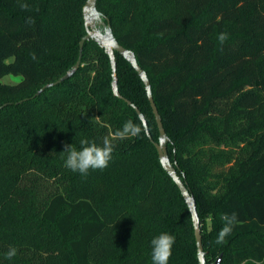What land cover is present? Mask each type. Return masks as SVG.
Returning a JSON list of instances; mask_svg holds the SVG:
<instances>
[{"label":"trees","instance_id":"1","mask_svg":"<svg viewBox=\"0 0 264 264\" xmlns=\"http://www.w3.org/2000/svg\"><path fill=\"white\" fill-rule=\"evenodd\" d=\"M87 0H0V264H152L151 240L175 236L169 264H200L192 215L163 168L145 84L116 52L86 42ZM118 42L150 79L168 153L194 196L207 264H264V0H99ZM227 34L221 44L218 36ZM35 57V58H34ZM9 74L16 84L3 83ZM139 135L116 136L125 122ZM114 144L82 176L64 145ZM237 214L226 243L222 216ZM10 247L17 255L6 259Z\"/></svg>","mask_w":264,"mask_h":264},{"label":"water","instance_id":"2","mask_svg":"<svg viewBox=\"0 0 264 264\" xmlns=\"http://www.w3.org/2000/svg\"><path fill=\"white\" fill-rule=\"evenodd\" d=\"M98 1L99 0H87L86 5L84 7V18H85L87 34L80 41V55H79L78 62L72 67L70 71H68L57 82L44 86L40 91L37 92L36 96L40 95L44 90L50 87H54L58 84H61L65 80L73 76L81 65L86 42L93 40L97 42L102 48L105 49L106 53L108 54L110 58L111 66H112V75H113L112 88H113L114 95L117 96L118 98L124 99L129 105L133 106L136 109L137 113L139 114L140 119L143 122L146 133L148 137L151 139L152 137H151V133L149 130L148 122L144 114L130 100L125 99L121 95L120 90H119L116 52L121 54L127 61H129L131 65L133 66V68L138 72L139 76L141 77L142 81L145 84L147 96H148L151 107L153 109V113L157 121L160 135H159V141L155 142V146L157 148L161 164L163 168L165 169V171L172 177L174 182L177 184L179 190L181 191L188 205L190 213L192 215L199 263L207 264L206 253H205L204 245H203L200 217L197 211L196 200L194 196L192 195V193L190 192L189 188L187 187V184L178 175L174 164L170 160L169 153H168V147H167L168 142H169V137L166 133V130L164 128V124L162 121V117L155 103L152 85L148 77V74L140 66L135 53L132 50L125 48L118 42V40L116 39L113 33V30L109 23L108 18L102 12L98 10V6H97ZM221 263H222V256L217 260L216 264H221Z\"/></svg>","mask_w":264,"mask_h":264},{"label":"clouds","instance_id":"3","mask_svg":"<svg viewBox=\"0 0 264 264\" xmlns=\"http://www.w3.org/2000/svg\"><path fill=\"white\" fill-rule=\"evenodd\" d=\"M227 34L221 33L218 40L223 44L227 40ZM35 58V57H34ZM141 127L128 120L122 129L117 131L116 136L120 139H126L139 135ZM79 149L73 144H65L64 150L60 153L64 157V166L74 173L82 176L89 174L90 170H102L108 167L114 144L111 139L104 138L102 143L98 144L94 140L82 137L79 140ZM224 226L218 233L217 244L226 243V237L229 236L233 227L238 223L237 214H225L222 216ZM151 261L152 264H169L172 255V248L175 243V236L161 232L151 240ZM17 255V249L10 247L5 254L6 259H12Z\"/></svg>","mask_w":264,"mask_h":264},{"label":"rangeland","instance_id":"4","mask_svg":"<svg viewBox=\"0 0 264 264\" xmlns=\"http://www.w3.org/2000/svg\"><path fill=\"white\" fill-rule=\"evenodd\" d=\"M21 80L20 77L14 76L12 74H9L1 79L3 83H10V84H16Z\"/></svg>","mask_w":264,"mask_h":264}]
</instances>
